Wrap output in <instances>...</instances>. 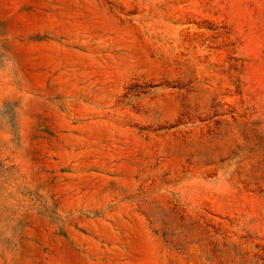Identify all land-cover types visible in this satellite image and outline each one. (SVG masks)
Masks as SVG:
<instances>
[{
	"label": "rangeland",
	"instance_id": "rangeland-1",
	"mask_svg": "<svg viewBox=\"0 0 264 264\" xmlns=\"http://www.w3.org/2000/svg\"><path fill=\"white\" fill-rule=\"evenodd\" d=\"M0 264H264V0H0Z\"/></svg>",
	"mask_w": 264,
	"mask_h": 264
}]
</instances>
